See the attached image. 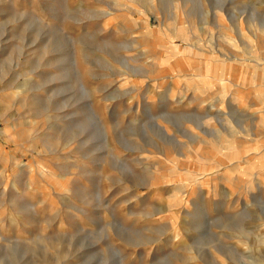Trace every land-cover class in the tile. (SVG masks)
I'll return each mask as SVG.
<instances>
[{
    "label": "rangeland",
    "instance_id": "374dc122",
    "mask_svg": "<svg viewBox=\"0 0 264 264\" xmlns=\"http://www.w3.org/2000/svg\"><path fill=\"white\" fill-rule=\"evenodd\" d=\"M0 264H264V0H0Z\"/></svg>",
    "mask_w": 264,
    "mask_h": 264
}]
</instances>
